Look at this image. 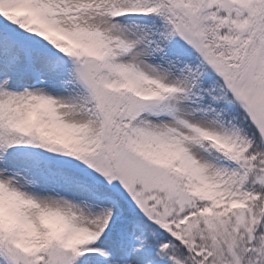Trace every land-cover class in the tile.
<instances>
[{
	"label": "snow or ice",
	"instance_id": "6c2138e0",
	"mask_svg": "<svg viewBox=\"0 0 264 264\" xmlns=\"http://www.w3.org/2000/svg\"><path fill=\"white\" fill-rule=\"evenodd\" d=\"M0 264H264V0H0Z\"/></svg>",
	"mask_w": 264,
	"mask_h": 264
}]
</instances>
